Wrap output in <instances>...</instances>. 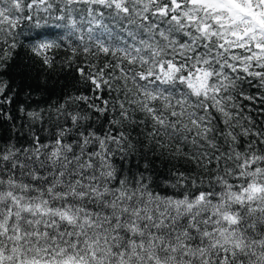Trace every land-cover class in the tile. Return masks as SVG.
Segmentation results:
<instances>
[{
	"label": "clouds",
	"instance_id": "obj_1",
	"mask_svg": "<svg viewBox=\"0 0 264 264\" xmlns=\"http://www.w3.org/2000/svg\"><path fill=\"white\" fill-rule=\"evenodd\" d=\"M178 2L183 8H168L169 13L191 11L190 0ZM165 6V0H0V40L13 41L12 53H19L18 57L10 55L11 67L0 66L5 73L0 76V94L11 83L9 99L19 94L24 101L17 106L19 122L13 123V117L5 113L3 121L8 123L0 124V131L8 143L20 145L17 158L25 168L18 182L30 185L24 193L26 201L35 204L38 201L33 197L43 193L48 200L45 208H67L71 204L74 209L98 210L117 190L131 192L137 180L157 197L192 201L202 192L219 195L228 184L235 187L248 179L247 174L239 180L235 177L243 153L250 148L260 156L255 164L261 169L252 178L264 182V153L255 141L249 144L243 121L237 127L236 117L231 115L232 109L239 107L240 101L235 99L239 89L251 91L249 85H257L228 69V53L216 49L219 40L208 41L195 31V24L191 29L177 26V21L161 14ZM26 12L32 20L27 19ZM39 29L51 30V38L35 45L26 43L24 37ZM41 43L57 51L58 58L50 67L33 60V50ZM205 52L207 56L202 54ZM236 55L239 57V53ZM206 59L208 62L203 63ZM81 65L87 72L81 73ZM198 66L200 73L196 71ZM203 73H207L206 89L197 92L191 85ZM93 76L107 92V107L95 102L100 89L92 84ZM17 89L21 91L17 93ZM89 89L91 95L86 94ZM114 129L119 130L116 137L112 136ZM229 130L236 137L234 141L225 135ZM37 139L43 144L34 149ZM58 139L63 140V146L56 144ZM117 139L120 143L115 142ZM56 147L59 153L53 155ZM93 153L106 155V160L93 156L89 167L86 161ZM89 183L99 185L98 191L107 188L104 200L93 196ZM66 185H75L77 192L83 185L87 195L84 199H57L67 191ZM49 187L53 188L51 195ZM5 203L0 200V204ZM215 207L216 201H209L207 196L198 206L201 216H209V230V214ZM237 207L233 202L230 210ZM241 220L240 225L223 234L197 236L193 247L205 248L203 259L209 262L221 246L231 251L235 241L229 233L239 236L243 216ZM186 223L187 218H178L177 227ZM220 227L224 229L223 224ZM252 236H259L255 244ZM212 239L218 241L216 247L208 243ZM244 239L246 264H264L260 246L264 235L259 227ZM179 252V259L171 264L187 259ZM200 260L197 253L187 264H200Z\"/></svg>",
	"mask_w": 264,
	"mask_h": 264
},
{
	"label": "snow or ice",
	"instance_id": "obj_2",
	"mask_svg": "<svg viewBox=\"0 0 264 264\" xmlns=\"http://www.w3.org/2000/svg\"><path fill=\"white\" fill-rule=\"evenodd\" d=\"M190 4L191 11L169 13L168 8L182 9L183 5L178 0H165L166 6L161 14L177 21L179 27L191 29L195 24V31L208 41L219 40L216 49L217 52L228 53L225 57L229 61L228 69L257 85L252 87L250 84L251 91L239 89L235 97L240 101L239 107H234L231 115L236 117L234 124L237 127L243 121V131L249 136V144L255 141L261 153H264V0H190ZM25 16L28 20L33 19L27 12ZM51 36V30L39 29L34 35L25 36L24 40L35 45L36 41L43 42ZM14 47L13 41L0 40V66L11 67L10 55L19 56V53H12ZM236 53H239V57ZM202 54L208 55L206 52ZM57 58V51L49 50L43 43L33 50L34 62L42 67H50ZM207 62V59L203 61ZM13 64L20 67L15 60ZM196 71L200 73L202 70L198 66ZM84 72L82 68L81 73ZM4 75L0 71V76ZM206 76L207 73H203L191 85L197 92L206 89ZM92 84L103 91L95 76L92 77ZM11 92L12 84L9 83L0 94V105L14 103L9 99ZM107 104V99L102 101V107H107ZM3 116L0 112V121H3ZM118 131L114 129L112 136L116 137ZM225 135L233 141L236 139L230 130L225 131ZM115 142L120 143V140ZM42 144L43 141L37 139L33 148H39ZM56 144L63 146L64 142L58 139ZM17 151L16 145L0 143V200L7 201L0 204V264H4L5 260L8 264H171L179 259L176 255L178 250L180 256L187 258L181 264H187V260L197 253L201 257L200 264H246L248 254L243 250L246 246L245 235L253 233L258 227L260 234L264 235V182L258 183L252 178L261 172L255 164L260 158L255 148L243 153L244 159L235 177V180H239L247 174L248 179L235 187L228 184L227 190L219 195L211 191L202 192L192 201L157 197L142 186V181L137 180L131 192L117 190L115 196L98 206V210L74 209L71 204L67 208H45L48 200L43 198V193L33 197L38 201L35 204L32 200L26 201L24 193L30 185L18 182L25 163L17 158ZM58 153L59 147L52 149L53 155ZM240 155L238 152L237 157ZM93 156L106 160V155L93 153L86 161L89 167L93 163ZM215 159L217 163L220 162L219 155ZM13 168L17 172H12ZM59 175L63 176L64 173L60 172ZM89 180L94 181L95 177H89ZM99 187L92 183L88 185L95 198L104 200L108 190L105 187L98 191ZM65 188L67 191L58 194L57 199L61 196L65 201L84 199L87 195L83 185L79 192L75 185H66ZM32 191L37 190L32 188ZM47 192L51 195L53 188L49 187ZM206 196L209 201H216L214 212L209 214L211 230L209 216H201L198 210ZM233 202L238 205L234 211L230 210ZM108 208L111 211H106ZM242 216L245 222L239 236L235 232L229 233L235 241L232 250L229 251L228 246H221L219 251L212 254L211 262L203 259L207 250L193 247V240L197 236L204 238L214 237L217 232L223 234L224 230L240 225ZM178 218H187L186 226L177 227ZM222 224L224 229L220 227ZM250 239L255 244L259 236ZM208 243L216 247L218 241L212 239ZM260 246L264 249V240ZM257 264L261 262L257 261Z\"/></svg>",
	"mask_w": 264,
	"mask_h": 264
},
{
	"label": "trees",
	"instance_id": "obj_3",
	"mask_svg": "<svg viewBox=\"0 0 264 264\" xmlns=\"http://www.w3.org/2000/svg\"><path fill=\"white\" fill-rule=\"evenodd\" d=\"M81 67H83L85 69V72H87V68L84 67L83 65H81ZM24 83H30V81H22V84ZM31 90V89H29ZM21 91V89H17V93H19ZM86 94L91 95V90L89 89L88 92ZM10 95V93H9ZM96 95L99 97V99H96L95 102L98 104H101L102 106V101L107 99V92L106 91H98L96 93ZM12 100L14 101V103L12 104H3L0 105V112H2L3 114L7 113L8 115L13 117V123H17L19 122V113L17 111V106L20 103H23L24 101L22 100V98L19 96V94L17 96L12 97ZM33 103H35V101H33ZM7 121H0V124H7ZM43 139V138H42ZM0 143H8L7 139L5 138V135L3 133V131H0ZM18 147L20 146L19 144L17 145ZM214 167V165H212Z\"/></svg>",
	"mask_w": 264,
	"mask_h": 264
}]
</instances>
